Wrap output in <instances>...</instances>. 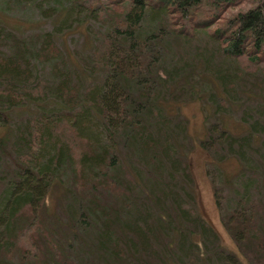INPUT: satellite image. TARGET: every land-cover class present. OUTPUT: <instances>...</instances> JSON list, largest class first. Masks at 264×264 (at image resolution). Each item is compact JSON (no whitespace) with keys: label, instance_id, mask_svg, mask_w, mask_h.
I'll return each mask as SVG.
<instances>
[{"label":"trees","instance_id":"1","mask_svg":"<svg viewBox=\"0 0 264 264\" xmlns=\"http://www.w3.org/2000/svg\"><path fill=\"white\" fill-rule=\"evenodd\" d=\"M45 2L59 22L25 36L0 7V264H264V0ZM83 26L71 54L60 36ZM192 100L212 163L240 164L219 169L242 179L227 210L212 180L237 251L196 206Z\"/></svg>","mask_w":264,"mask_h":264},{"label":"rangeland","instance_id":"2","mask_svg":"<svg viewBox=\"0 0 264 264\" xmlns=\"http://www.w3.org/2000/svg\"><path fill=\"white\" fill-rule=\"evenodd\" d=\"M21 0H0V7L5 13L3 15L4 20L20 35H29L36 31H44L53 29L59 22L58 16H55V12L52 8L53 3H47L45 0H36L35 2H20ZM76 10V9H75ZM63 11V22L67 24L63 26V30L68 27L69 24H75L73 20L79 18L75 14L67 15ZM54 18V19H53ZM70 29L65 31L60 36V42L64 47L75 55V50L81 49L84 43V36L86 35L85 26L80 29ZM41 74L44 76L49 73V66L41 65ZM48 76V75H47ZM45 75V77H47ZM43 79V77H41ZM180 113L185 116L189 121V133L192 137L194 144L193 148L187 153L190 163L191 171L195 178V193L197 198L196 206L198 210L204 214L219 231L225 247L229 250L237 251V247L230 234L226 230L221 220L220 210L218 208L215 196V184L212 181L214 179L216 186L222 195L221 202L223 209L229 208L228 202L236 197L234 193L235 189H240L242 179L236 180L234 185L224 182L219 173L220 166L228 173H235L239 170L240 164L237 159H227L223 162L212 163L211 155L200 143L201 139L207 134V120L206 110L203 103L199 100L181 101L179 104ZM53 107V106H52ZM49 111L48 108H42ZM235 115H232V119H229L230 123H238L241 119V111H236ZM34 117H38L36 114ZM43 119V118H42ZM41 119V120H42ZM43 145V144H41ZM40 152L44 149L42 147L37 148ZM15 153V151H13ZM216 164V165H215ZM15 168L14 163L10 156L0 154V179L6 177L7 170H13ZM236 186V188H234ZM4 188V183L0 180V193ZM63 191L64 187L58 186L48 194L47 206L51 213H58L63 217L61 210L63 209ZM231 203V202H230Z\"/></svg>","mask_w":264,"mask_h":264}]
</instances>
